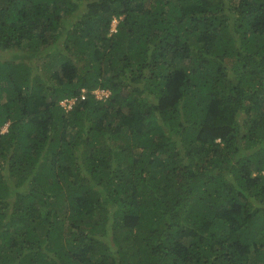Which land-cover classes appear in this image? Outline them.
<instances>
[{"label":"trees","instance_id":"trees-1","mask_svg":"<svg viewBox=\"0 0 264 264\" xmlns=\"http://www.w3.org/2000/svg\"><path fill=\"white\" fill-rule=\"evenodd\" d=\"M0 264H264V0H0Z\"/></svg>","mask_w":264,"mask_h":264},{"label":"rangeland","instance_id":"rangeland-1","mask_svg":"<svg viewBox=\"0 0 264 264\" xmlns=\"http://www.w3.org/2000/svg\"><path fill=\"white\" fill-rule=\"evenodd\" d=\"M114 23H113V26L112 27H115L114 25H115V20L113 21ZM4 57H13V59H15V60H17V59H19V58H21L22 56L21 55H18V54H16V53H13V54H4ZM36 60L34 59V60H32V62L34 63ZM44 61H47V60H44V59H40L39 61H37L38 62V64L39 65H41L42 64V62H44ZM31 62V63H32ZM185 63V62H184ZM48 74H50L51 76H54L55 74H59V70H51ZM95 93H97V96H102V95H107L108 94V91H104V90H96V91H94ZM67 109H68V106H65Z\"/></svg>","mask_w":264,"mask_h":264},{"label":"built area","instance_id":"built-area-1","mask_svg":"<svg viewBox=\"0 0 264 264\" xmlns=\"http://www.w3.org/2000/svg\"><path fill=\"white\" fill-rule=\"evenodd\" d=\"M80 98H84V95L81 94ZM76 98H70V99H64L63 101H61V104L63 106H68V109L72 106L73 103H75Z\"/></svg>","mask_w":264,"mask_h":264},{"label":"clouds","instance_id":"clouds-1","mask_svg":"<svg viewBox=\"0 0 264 264\" xmlns=\"http://www.w3.org/2000/svg\"><path fill=\"white\" fill-rule=\"evenodd\" d=\"M112 26H113V22H112ZM79 99H83V98H80V97H79Z\"/></svg>","mask_w":264,"mask_h":264},{"label":"bare ground","instance_id":"bare-ground-1","mask_svg":"<svg viewBox=\"0 0 264 264\" xmlns=\"http://www.w3.org/2000/svg\"><path fill=\"white\" fill-rule=\"evenodd\" d=\"M112 30H114V27H112Z\"/></svg>","mask_w":264,"mask_h":264}]
</instances>
